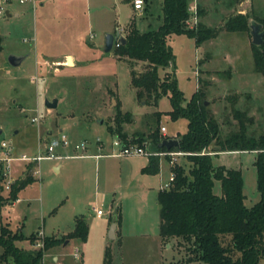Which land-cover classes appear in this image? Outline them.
I'll list each match as a JSON object with an SVG mask.
<instances>
[{"label": "rangeland", "instance_id": "rangeland-1", "mask_svg": "<svg viewBox=\"0 0 264 264\" xmlns=\"http://www.w3.org/2000/svg\"><path fill=\"white\" fill-rule=\"evenodd\" d=\"M55 1L45 0V6H49L50 9L42 15L39 10L33 11L28 8L21 12L20 16H6L5 14L0 16V141L4 139L12 146L13 137L18 134L16 141L18 146H29L32 144L31 139L36 141L41 134L45 133L46 128H49L52 129L54 136L59 137L62 133L67 136L69 144L66 148H74V145L82 140L86 141L88 148L98 138L110 151H117L118 146L113 143L117 136L107 127L110 121L113 124V115L118 111L116 108L132 113L133 119L127 122V125H123L124 130L128 132V139L134 138L136 134L144 138V143H148L150 140L148 134L152 130L157 131L159 136L162 135L160 125L166 127L167 138L176 139L178 135L186 132L187 120L184 117L173 120L168 114L171 110L168 95L160 96L155 104L144 98L138 99L135 88L130 82L127 62L114 57V46L108 54L104 52L102 43L106 34L103 31L105 22L114 16L120 25H124L132 13L130 3L127 0H77L78 15L73 18L75 24L72 25L71 21L70 25V21L67 24L59 22V12L57 13L51 7ZM199 1L197 5L203 10L202 17L206 16L209 22H213L214 24L207 23L213 27H221L227 17L238 13V8L245 7L244 4H246L239 6L240 0H201L200 3ZM250 1L246 7L250 21H254V18L264 19L261 18L264 17V0ZM147 2L148 11L151 13V23L154 27L163 21L162 0H147ZM143 7L135 11L143 13ZM6 9L12 11L13 8L9 5ZM192 14L191 11L187 22L189 25L192 23ZM200 17L198 16V19ZM62 19L63 21L68 20L66 16ZM46 44L49 47L48 57L50 58L57 57L65 51L74 53L81 48L80 45H83L88 50L84 52V55L89 60L87 61L89 64L83 63L76 68H67L69 66L67 62L72 64L71 59L66 61L63 57L60 66L54 63L51 66L43 64L38 66L41 71L35 70V54L31 48L40 47V45L42 47ZM166 44L172 51L174 61L166 68H159L158 75L163 77L165 71L171 72L184 94L185 102L189 100L198 86L197 72L202 67L198 61L204 57L205 52H210L211 56L206 66L217 72L209 75L212 81L205 82L201 78L199 86L205 89V86L210 85L209 88L213 94L209 96L211 101L208 104L218 121L221 122V134L224 136L238 127L231 110V99L235 95L238 96L235 105L254 117V122L249 129L250 133L258 135L264 132V75L254 71L252 41L249 32H232L224 29L216 39L211 42L206 41L199 46H195L194 39L185 34H173L167 37ZM26 52H29V56L21 66L15 67L8 64L7 57L10 53L23 54ZM41 61L42 59L38 60L39 64ZM135 63L137 71L143 69L144 63ZM47 67H51L50 71L46 69ZM7 69L11 73H7ZM35 74L36 81H33L30 78ZM108 88H111L109 95ZM237 91L241 92L237 93ZM55 98L58 99V105L48 108L46 101ZM111 98H114L115 104L112 108H108ZM35 116L39 118L38 122L32 120ZM102 118L103 123L100 122ZM40 141L42 146L40 148H44L45 138H40ZM63 149L65 147H60L58 151L61 156L64 155V152L61 153ZM12 151L18 153L14 146H12ZM168 151L163 152H166L165 155L170 160ZM144 155H128L122 158L128 162L144 157ZM254 155L252 151L242 150L232 154L214 156L215 164H228L242 172L244 204L248 207L253 206L260 196L256 187L257 172L253 163ZM2 156L0 146V158ZM67 160L69 159L62 158V161ZM3 162L1 159L0 226L7 221L10 228L15 229L18 222L19 224L24 222L22 231L25 236H28L32 230L41 227L39 209L40 206L43 210L46 208L47 200L52 195L54 187L60 181L65 180L66 175L73 176L74 174L72 171L65 173L64 170L60 174L53 172L45 174L46 166H49L51 161L41 160L39 161L41 175H43L41 184L38 180L33 183L32 188L21 193L23 198L30 196V202L24 199L15 206H5L4 200L11 184L8 182L12 180L10 174L17 171L22 162L18 160L10 162V174L4 172ZM177 163L185 168L189 164L184 154L177 155V160L173 165ZM35 168L36 164L29 170L32 176ZM106 172L109 178L105 176L103 167H100L97 172L100 191L94 193L95 172L87 171L89 189L86 191L91 193L93 203L106 212L108 199L113 193L108 194L107 201L102 200V187L104 185L108 187L112 182L118 181L119 174L123 173L125 177L121 184H117L116 194H114L120 207L118 220L122 232L120 239L115 241L108 239L106 233L108 217L106 215L101 219L102 224L92 228L90 237L94 242L103 234L104 238L109 241L113 264H200L197 260H186L184 246L178 244L174 238H170L168 242L161 240L159 236L160 208L154 193L139 186L135 179L131 181L132 173L127 168L123 169L118 160L111 163ZM24 173L21 172L15 179L21 180ZM213 190L217 194L222 193L219 180H215ZM32 235L35 237L32 243L23 239L22 241L16 240L15 244L23 249L37 248V242H40L44 236L38 235V232ZM74 244L70 242L64 247L56 246L50 249L49 251L54 254L45 255L42 264H103V258L95 247L91 248L86 258L84 256L82 259H75ZM222 244L227 248H233L230 234L223 237ZM232 253L235 257L240 255L236 249H233ZM8 264H12V261L9 260ZM261 264H264V256Z\"/></svg>", "mask_w": 264, "mask_h": 264}, {"label": "trees", "instance_id": "trees-1", "mask_svg": "<svg viewBox=\"0 0 264 264\" xmlns=\"http://www.w3.org/2000/svg\"><path fill=\"white\" fill-rule=\"evenodd\" d=\"M189 3L190 0H163L161 24L156 28L139 29L132 18L125 27L124 43H113L114 53L119 58L144 62L140 72L130 69V82L138 99L144 98L155 104L160 96L168 95L171 106L168 114L171 119L184 117L187 120L186 132L177 137L179 144L170 149L161 146L156 151H182L189 163L187 168L179 163L173 165L171 169L174 176L170 185L159 190V236L164 242L174 238L178 244H182L186 260L189 261L197 260L200 264H261L264 256V132L258 135L250 133L254 117L235 105L238 98L235 95L231 99V110L238 127L223 136L221 122L209 108L210 105L204 104L207 95L203 87L198 84L185 102L175 76L169 71L163 77L158 75L159 68H166L174 61L172 51L166 44L169 35L185 34L199 45L216 37L224 29L232 32L246 31L250 34V17L248 13L238 12L227 17L221 27L210 26L200 19L193 27H189ZM196 12L197 16L202 17L203 10L199 5ZM254 19L264 29V19ZM262 38L261 44H251V50L254 71L264 75V33ZM117 110L113 124L108 126L109 131L116 134L125 145H143L144 138L141 135L135 134L134 138L128 139V132L124 130L123 125L133 119L132 113ZM148 137L149 147L158 146L160 140L165 138L154 130L149 132ZM214 145H218V149H214ZM242 150L253 151L255 154L253 163L260 196L251 207L244 204L242 172L237 168L214 163L216 151ZM148 159V164L141 171L158 172V154H149ZM32 168L33 162H30L26 165L25 176L11 183L4 202H13L17 198V192L33 180L29 174ZM215 180L220 181L221 194L213 190ZM0 199L2 201V195ZM117 219L119 220V213ZM74 226L63 237L44 236L42 247L23 249L15 242L24 239V236L6 225H1L0 264H8L9 260L12 264H42L43 254L50 247L61 244L66 238L86 239L88 226L85 219L82 216L76 218ZM228 234L232 238L233 248L222 244L223 237ZM34 238L32 235L27 239L32 243ZM233 249L240 255L235 257ZM103 258V264H112L109 246L106 247Z\"/></svg>", "mask_w": 264, "mask_h": 264}, {"label": "crops", "instance_id": "crops-1", "mask_svg": "<svg viewBox=\"0 0 264 264\" xmlns=\"http://www.w3.org/2000/svg\"><path fill=\"white\" fill-rule=\"evenodd\" d=\"M127 1L130 3V5L132 7V13L129 16V20L126 23H124V25H120L118 23V21L116 20V18H114V16H113V18H111L105 22L104 27H103L104 33H108V32L116 33L117 31H120V34L123 37H125V30H126L125 27L128 25V23L131 21L132 18L135 19L136 26L139 29L140 28L141 29L156 28L159 24L162 23V22L157 23L153 27V24L151 23L152 22L151 16H150L151 13L148 11L149 5H148L147 0H144V5H143L144 11H143V13H141V12L139 13L138 11H135V8L133 6V0H127ZM145 1H146V4H145ZM198 1L199 0H190L189 9L192 11V13L194 12V10H196ZM200 1H199V3H200ZM250 2H251L250 0H240L238 3L239 6L243 5L244 3H246V4H244L245 7L238 8L239 9L238 12L246 13L247 12V9H246L247 3H250ZM76 3H77V0H58V1L56 0L53 3V5H51V7H53L57 13L59 12L58 17H60L59 22L61 24H64L65 22H66L65 24H67V22H69V21H70V25H71V21H72V25H73V23L75 24V20L73 18L78 15L77 10H76ZM25 4H27V6H25ZM162 4H163V0H162ZM9 5H11L13 9H12V11L10 9H5V12L8 11V13H9L8 15H6V13H4L6 16H9V15H12L15 17L20 16L19 14L21 12H24L28 8L32 9L33 11L39 10L40 15H42V14H45L48 11V9H50V8H48L49 6H45V0H39L36 2V4L30 3V2L19 3L16 0H11L6 5V7ZM248 7H250L249 4H248ZM60 14H62V15L60 16ZM65 16L68 18V20L63 21L62 18ZM261 18H264V17H261ZM200 20H202L208 24H210V23L214 24L213 22H209V20H207L206 16L200 17ZM255 21H257V20H255ZM173 34H176V33H173ZM173 34H171V35H173ZM171 35H169V36H171ZM217 36L214 38L208 39L206 41L211 42L214 39H216ZM206 41L202 42L199 45L206 43ZM102 44H104V42ZM102 44H101V46H102ZM199 45H197L195 43V46H199ZM80 46H81V48L79 50L75 51L74 53L71 51H65L64 53L59 54L57 57H54V58L48 57L49 56L48 55L49 54V50H48L49 47L47 46V44L42 45V47H41V45H40V47H32L31 50H33L34 54H35V57H34L35 58V62H34L35 70L41 71V69H39L40 67H38V66L43 65V64L51 66L54 63V65L58 64V66H60V64H62L60 61L63 57H65L66 61H68L69 58L71 59L72 64L67 62V64H69L68 67L66 66L67 68H76V66L82 65L83 63L89 64V63H87V61H89V60L84 55V52H87L88 50L85 46H83V45H80ZM110 51H112V49L109 50L108 52H110ZM108 52H106V53L108 54ZM17 54L24 56V58L22 59V61L20 62V65H19V66H21L22 62L27 58V56H29V52H26L23 54L22 53H17ZM113 54H114V57H116L117 59L127 62L128 66H129V74H130L131 68H133L134 70L137 71V69L135 67L137 65L135 63L136 61L131 62V61H128V59L126 57L125 58H119L114 52H113ZM210 56H211L210 52H205L204 57L198 61L201 63V66H202L201 68H199L198 72L196 71L197 76H198V84H199L200 80H202V79L205 80V82L210 81L211 79L209 78V75L217 72V71L211 69V67L206 66L207 61L209 60L208 58ZM39 59H42L40 64L38 62ZM137 62H139V61H137ZM130 63H131V65H130ZM141 63H144V62L141 61ZM19 66H15V67H19ZM50 68L51 67H47L46 69H48L50 71ZM57 69H58V67H57ZM140 71H141V69L138 70V72H140ZM6 72L11 73V71L9 69H7ZM165 72H164V74H165ZM54 73H57V72H54ZM35 78H36V74L31 75L30 79L33 81H36ZM212 84L214 85V83H212ZM209 86L210 85L205 86L206 87L205 92L207 95V102L211 101V97H209V96L211 95V93L213 94V92H211ZM106 87H108V86H106ZM108 89H109L108 90V95H109L111 88H108ZM238 92L240 93L241 91H237V93ZM114 101H115L114 98H111L110 105L108 106V108L113 107V105L115 104ZM119 104H120V101H119ZM210 104L212 105L213 103H210ZM57 105H58V101H57ZM104 107H106V106H104ZM240 107H242V106H240ZM48 108H51V107H48ZM116 109L121 110L120 108H116ZM121 111H123V110H121ZM126 111H128V110H126ZM126 111H123V112H126ZM100 122L101 123L104 122L103 118L101 119ZM110 124H112L111 121H110L109 125ZM109 125H107V127ZM108 129H109V127H108ZM166 135H168L167 131H166ZM176 135H178V134H176ZM18 136L19 135L17 134L16 136L13 137V145H12V146H14V149L18 153H21V152L36 153V151L40 147H42L40 138L44 137L45 141H46L54 135L52 134V129L46 128V131L44 134H41L36 141L31 139L32 144L29 146H25V147L24 146H22V147L18 146V144L16 142L18 139ZM213 147H214V149H218L219 146L214 145ZM62 152H64V154L69 153L71 155H72V153H73V155L78 154V153H80V154H79V156H74V157H62V158L69 159L67 161H62V159H58L57 161H56V159H53V160L48 159L51 162H49V166H46V170L44 171L45 174H49L52 172L56 173V174H60L64 170L65 173H70V171H72V173L74 175L73 176L72 175H66L65 180H63L62 182L60 181L59 184L56 185L55 187L53 186L55 189L52 190V192H51L52 195L47 200L46 208L43 210L42 206H40L39 211H40V219L42 222L41 227L38 226L39 228L32 230V232L28 236H25L23 234V231H22L23 230L22 224L24 222H22V224L20 223L21 225L18 222L15 225V229L10 228L9 223L7 221H5V223L1 224V225H6L8 228H10L14 232L15 231L20 232L24 236V239L29 238V236H32V234L37 233V232H41L42 235L45 237L46 236H53L56 238H60V237L65 236V234H67L68 232L72 231L75 227L74 224H75L76 218L82 216L85 219L86 224L88 226V233H87L86 239L80 240L78 238H66L65 239L66 242L64 241L65 243L62 242L61 244L52 246L48 250H46L43 254V257L45 255H47V256L53 255L54 253L52 251H49V250L56 247V246L64 247L65 245L69 244L70 242H74L75 243L74 244V247H75L74 251L76 249H78L79 254H80V257L78 258V260L82 259L84 256L86 258L87 254L91 251V248H93V247H95L97 250H99V252L103 258L106 247L109 246L111 248V246L109 245V241L106 238H104V236L102 234L98 239H96L93 242V239L90 238L91 233H92L91 231H92V228L94 226H99L100 223L102 224L101 219L103 218L104 215H106L108 217V222L106 224L107 225L106 226V233H107L108 239L111 241H115V240L120 239V235L122 232H121L120 225L118 224V219H117V214L120 213L119 212L120 207H119L118 202L115 200L114 194H116L115 190H116L117 184L118 183L121 184L122 180H124L125 177H123V175H122L123 173L119 174V177L117 179L118 181L112 182V184L108 187H107V185H104L105 188L102 187V189H103V190H101L102 200L107 201L108 194L113 193V195L111 198L108 199V202H109L108 203V210L106 212L103 210L102 214H98L96 208H100V207H98L97 204L93 203V197H91V193L88 192V190L86 191V189H89L87 186V171L93 170L95 172V176H96L100 167H103V169H105V176L107 177L108 172H106V170L109 168V165H111V163H114L116 160H118V162L121 164L123 169L126 170V168H127L132 173L133 177L130 180L134 181V179H135L136 183H138L139 186H141L142 188H144L147 191H151L152 193H154V195L157 196V202H158L159 190H161V188L164 186V184L166 182H170L172 179V169H171L172 166L169 163V160L166 157V155L160 154V155H158L160 158L159 159V170H158V172H156V173L144 172L143 173L141 171V169L146 164H148V162H149L148 155H144V157H140L138 159L130 160L127 162L125 159L122 158L123 156H116V155L111 154L112 150L110 151L104 143H101V141L100 142L94 141L92 143V146L88 147L85 151H81V150L76 151L73 147H67V148L65 147V149H63L61 151V153ZM234 152L235 151H225V152L216 151L215 154H216V156H220V155H225V153L232 154ZM81 154H83V155H81ZM20 162H22L21 164H19V165H21L20 168H17V171L10 174V175H12L11 183H13L14 180H16L15 179L16 176L21 174V172L22 173L25 172L24 176L26 174V165L29 163L25 164V162H23V161H20ZM128 163H129V165H128ZM35 164H36V167L39 168V173L34 174L33 175L34 177L31 175L33 180L17 192V198L13 202L6 203V204H4L5 206L6 205L15 206L16 203L21 202L24 199L26 201L30 202V196L27 198H23L21 193H24L25 191H28L30 188H32L34 182L39 180V184H41V180H43V178H42L43 175H41L42 172H41L40 162L39 163L34 162L33 165H35ZM220 164H223V163H220ZM223 165L228 166V164H223ZM228 167H232V166H228ZM108 178H109V176H108ZM153 184H155V185H153ZM154 186H156V187H154ZM99 187H100L99 181L97 180V176H96V181H95L94 188H93L94 193H97L100 191ZM47 217H48V219H47ZM114 217H115V225L116 226H115L114 231H113V238H111L110 237V228H111V224L113 222ZM22 240L23 239H21L20 241H22ZM27 242H29L28 239H27ZM43 257H42V259H43ZM75 259H77V258H75ZM103 263H104V258H103ZM112 264H113V261H112Z\"/></svg>", "mask_w": 264, "mask_h": 264}, {"label": "built area", "instance_id": "built-area-1", "mask_svg": "<svg viewBox=\"0 0 264 264\" xmlns=\"http://www.w3.org/2000/svg\"><path fill=\"white\" fill-rule=\"evenodd\" d=\"M11 0H0V16L3 15L5 13V9H6V5L10 2ZM19 3H25V2H30L33 4H36L37 1L39 0H16ZM144 5V0H133V6L136 10H140V8H142ZM192 23L188 26L189 27H193L197 21H198V16H197V12L196 10H194L192 16ZM188 22V21H187ZM115 45H118L119 42L118 41H114ZM33 121H37L39 120L38 117H33L32 118ZM161 133L163 136H165V138H167L166 135V127L161 125L160 127ZM97 142H100V140L97 138L96 139ZM113 143L115 145L118 146V150L117 151H112L111 154L116 155V156H128V155H149L152 153L155 154H166V152L160 151V152H152L151 150H149V146L148 143H144V145H139L136 143H129L127 145H125L124 143L121 142L120 139H116L113 141ZM69 144V140L67 138V136L62 133L59 137L58 136H52L50 137L48 140H46L44 142V148H39L36 153H26V152H21V153H13L12 151V146H10L5 140H2L0 142V146L2 149V153L3 156L2 158H0V160L2 159L4 162V172L6 174H10V162H13V160H18V161H23L26 163H30V162H35V163H39V161L41 160H45V159H62V157H74V156H79L80 153L75 154V155H71V154H64V155H60L58 153L59 148L61 147H66ZM74 149L76 151L81 150V151H85L87 149V144L85 140H82L81 142H79L78 144L74 145ZM185 154L182 151L176 150V151H168V155H169V162L170 164H174L175 161L177 160V155H182ZM83 155V154H81ZM33 173L34 174H38L39 173V168L36 167L35 169H33ZM2 175V174H1ZM174 176V174H172V177ZM11 181L8 182V184ZM11 185V184H10ZM170 185V182H166L164 184V187H168ZM7 187H9L7 185ZM97 209V213L98 214H102L103 213V209L100 208H96ZM38 235H42L41 232H38ZM37 246L38 247H42L43 243H42V239L40 242H37ZM74 257L75 258H79L80 254H79V250L76 249L74 251Z\"/></svg>", "mask_w": 264, "mask_h": 264}, {"label": "water", "instance_id": "water-1", "mask_svg": "<svg viewBox=\"0 0 264 264\" xmlns=\"http://www.w3.org/2000/svg\"><path fill=\"white\" fill-rule=\"evenodd\" d=\"M5 13L6 15L9 14L8 11H6ZM249 25H250V35H251L252 43L254 45L261 44L263 42L262 36L264 33L263 25H261L259 22L255 20L251 21ZM114 41L124 43L125 37H123L120 34V31H117L116 33H112V32L106 33L105 38H104V44H103L105 52H108L109 50L113 48ZM23 58H24L23 55L10 53V55L7 57V62L8 64H11L13 66H19ZM57 101L58 100L56 98L52 99L51 101L47 100L46 105L48 107L54 108L57 105ZM204 104H208V102L204 101ZM178 144H179L178 138L176 139L175 138H163L160 140V144L158 146L149 147V150H151L152 152H156L161 146H165L167 149H170L171 147H176ZM158 207L161 208V205H159ZM115 226L116 225H115V217H114L113 222L111 224V228H110L111 238H113V231H114Z\"/></svg>", "mask_w": 264, "mask_h": 264}]
</instances>
